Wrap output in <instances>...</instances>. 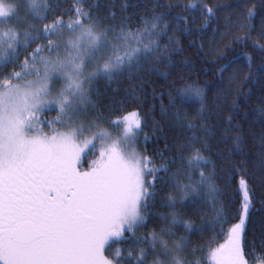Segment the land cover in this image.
I'll return each mask as SVG.
<instances>
[{
	"label": "snow or ice",
	"instance_id": "snow-or-ice-1",
	"mask_svg": "<svg viewBox=\"0 0 264 264\" xmlns=\"http://www.w3.org/2000/svg\"><path fill=\"white\" fill-rule=\"evenodd\" d=\"M257 182L264 0H0V264H264Z\"/></svg>",
	"mask_w": 264,
	"mask_h": 264
},
{
	"label": "trees",
	"instance_id": "trees-1",
	"mask_svg": "<svg viewBox=\"0 0 264 264\" xmlns=\"http://www.w3.org/2000/svg\"><path fill=\"white\" fill-rule=\"evenodd\" d=\"M118 2H119V0H118ZM138 2H139V3H143L144 0H128V3H129L130 5H133V6H135ZM255 2L258 4V3H259V0H255ZM219 3H221V4H230V3H232V0H219ZM135 11H143V9H142V8H137V7H130V8H129V12H130V13H131V12H135ZM209 35H210V34H209ZM188 58H190V59L193 60V62L196 64V68H197V69H200V68L202 67V65H201V64L195 59V57H194V55H193L192 53H189V54H188ZM207 67L211 68L212 66H211V65H208ZM198 75H199V79H200V83H201V84H203V82H204L205 79H208V80H213V79H214V77L212 76L211 73H209V75H207V76L205 77L204 75H200V74L197 72V73H193V75H192V77H191V81H189V82L195 81V80L197 79V76H198ZM161 83H162V81H161ZM213 90H214V89H213ZM208 95H209V97H210V96H211V93H208ZM259 95H260V93L257 91L256 94L252 97L251 102L248 104V107H249V108H251V109H256V108L258 107V103H257V101H258V97H259ZM166 102H167V101H165V103H166ZM192 107H193V108H197V107H199V105L196 104V103H194V104L192 105ZM157 110H158V105H157ZM52 114H53V113H52ZM52 114H51V115H52ZM256 116H258V113H256L255 111H253V112L250 114V118H252V117H256ZM157 119H159L158 116H157ZM243 126H244V128H245V130H246V131H245V139H246V141H248V133H249V131H253V132L256 134V136H257L256 143H258V137H259V133H260V125H259L258 121L255 123L254 128H250L247 122H244V123H243ZM251 143H252V142H249V150H251ZM162 146H163L162 143L159 144V145H152V144H150V145H149V148H150V149H153V148H156V147H162ZM238 179H239V177H237V180H238ZM262 193H264V188H261V187L259 186V182H257V185H256V194H257V197H258V201H259V199L264 198V196H262ZM256 209H257V214L259 215V213H260V209H261V205H260L259 202H257V204H256ZM210 236H211V234L206 235V237H205V241H204L205 243L208 242ZM199 242H200V241H197V243H199ZM221 242H222V241H221ZM213 246H215V245H213Z\"/></svg>",
	"mask_w": 264,
	"mask_h": 264
},
{
	"label": "rangeland",
	"instance_id": "rangeland-1",
	"mask_svg": "<svg viewBox=\"0 0 264 264\" xmlns=\"http://www.w3.org/2000/svg\"><path fill=\"white\" fill-rule=\"evenodd\" d=\"M52 115H54V113Z\"/></svg>",
	"mask_w": 264,
	"mask_h": 264
}]
</instances>
